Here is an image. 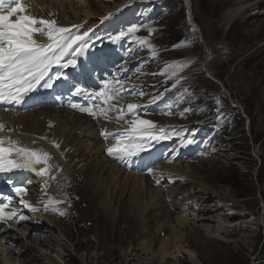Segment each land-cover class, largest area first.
Wrapping results in <instances>:
<instances>
[{
  "label": "rangeland",
  "instance_id": "374dc122",
  "mask_svg": "<svg viewBox=\"0 0 264 264\" xmlns=\"http://www.w3.org/2000/svg\"><path fill=\"white\" fill-rule=\"evenodd\" d=\"M186 1L188 5L182 0H74L71 6L62 4L64 11L55 4L38 11L53 20L60 14L58 27L76 22L74 15L82 20L83 11H89V29L97 28L88 41L91 48L100 42L113 43V36L125 33L115 45L119 61L113 66L107 63L106 73L97 69L93 78L100 81L93 86L100 90L104 81L115 82L125 67L132 75L138 73L118 79L126 81L121 93H126L124 103H111L125 113L127 104L139 105L136 116L127 114L125 119L152 121L155 128L150 131L168 137L149 141L143 157L125 161L108 157L121 170H106L97 180V198L92 197L93 186L81 197L76 187L71 194L64 190L62 203H45L68 214L62 222L53 217L55 228L49 234L56 241L53 245L63 248L66 264H158L150 262L144 244H150L154 254L166 237L173 239L170 225L179 214L164 193L170 178H185L206 191L194 192L206 194L204 202L192 210L196 217L213 221L219 215L224 221L222 234L214 237L192 223L180 231L196 255V264H264V0ZM128 3L131 6L125 9ZM120 8V14L107 17ZM113 23L117 31H103V35L112 32L111 36L94 43L101 35L98 30ZM133 27L137 30L129 32ZM92 50L90 64L95 57ZM153 98L157 99L152 102ZM96 114L95 118L90 115L89 122H119L117 111L107 113L111 120ZM207 124L214 126L213 131L201 130ZM103 141L106 149L116 143L112 137L100 141L101 145ZM62 158L69 164V157ZM186 166V176H177ZM126 173L143 177V187L133 188ZM66 179L70 182L72 176ZM82 185L86 187L85 181ZM158 186L163 190L159 206L145 211L150 188ZM22 199L33 206L43 200L34 190L23 193ZM91 202L95 207L85 208ZM218 204L220 208H215ZM163 264L193 263L181 256L177 262L168 259Z\"/></svg>",
  "mask_w": 264,
  "mask_h": 264
},
{
  "label": "bare ground",
  "instance_id": "6f19581e",
  "mask_svg": "<svg viewBox=\"0 0 264 264\" xmlns=\"http://www.w3.org/2000/svg\"><path fill=\"white\" fill-rule=\"evenodd\" d=\"M182 1L184 4L188 5L186 0ZM64 2L71 6L74 0H47V2H44L43 0H35L30 5L37 4L40 5V9L45 10L52 4H55L64 11L65 9L62 5ZM187 8L188 7H186V9ZM26 10L31 16L32 14L38 15L37 7H30L29 5H26ZM106 10L108 9H104V11ZM82 14V20L78 15H74L76 22L72 23L76 24L87 21V19L91 17V13L89 11H83ZM57 18L61 19V16L57 15ZM57 22L60 23L62 20ZM65 26H69V23L65 22ZM96 48L99 52H106L108 50V46L105 44H98ZM55 71H57V69L54 68L52 74H54ZM59 71L67 77L72 75L71 70L59 69ZM55 86L56 84L54 82V87ZM54 87L51 89H54ZM93 91L95 90L93 89ZM86 93L87 95L84 94L82 97H84L85 100L92 101V104L86 106V108L89 107V109H92L93 112H96L97 109L100 110L101 107H98V105L96 109L93 108V102L95 99L88 95V93H92V91L86 90ZM44 96L46 97V95ZM45 97H41V99H45ZM41 99L34 103L31 101L32 107L35 108L40 106L44 102ZM47 102L50 103V100ZM67 102L68 101H66V103ZM72 103L78 104L75 101ZM81 107L83 106L78 104L75 110H79ZM69 124H72V126L66 133V128L69 127ZM105 124V129H97L95 120H93V122H89L85 114H81L80 117L71 116V113H64L62 109H44L34 111L32 113L26 112L19 114V116L12 118L10 123L6 124L4 129L0 131V138H4V145L6 147L8 146L10 138L11 140L17 142L15 145L16 147H25L38 152H46L49 154L51 159L48 160L46 164L42 162L35 165V170L15 169L13 171L0 172V181H3L7 186L10 184V181H15L17 186L27 184V186L31 189H37L38 197L46 202L49 198L55 201H61L62 198H64L63 192L65 189L71 194L74 193L72 192V188L76 187L81 192L79 193L81 197L82 194L87 195V190L93 186L95 193L92 197H94V199L97 198V185L100 184L97 180L106 170H121L116 164H112L106 160V156L108 155L106 148L100 144V140L98 138H102L100 133L103 130H106L108 133L118 134L122 131V128L119 127L120 123L116 125L109 123ZM98 125H101V123L99 122ZM10 127L12 128L11 131H9ZM57 136H60L61 140H55ZM41 137H46V139H41ZM103 138L105 139L104 136ZM33 141H35V143H33ZM53 142L59 144L60 147H54ZM93 155L97 158V161L92 158ZM14 156L15 153L12 154V157ZM63 156L69 157V164L62 158ZM48 163L55 168L53 177H55L56 182L52 185L49 184L48 187L45 188L43 183L41 184V181L45 177L48 178L49 175L48 173L40 175L37 173V170L40 167L48 168ZM167 171L171 174L174 172L173 168H169ZM188 171V166H186L184 173L181 171V174L176 175L179 177H182L183 175L186 176ZM73 174H76V177ZM68 176H72L70 182L66 179ZM126 176L128 181H132V187L136 190L139 187H143V177L129 173H126ZM184 179L170 178L168 181L166 180L167 187H165L166 190L164 191L165 196L166 198L169 197V199H171L178 207L179 215L175 217L174 226L170 225V234L173 239L170 240L169 237H166V240L164 239V241H162V245L156 253H150V244H146L145 242L144 251L147 255L151 256L150 262L156 260L158 264H163L168 259L177 262L181 256H185L190 262L196 264V255L191 249H189L188 243L186 242V236H184L185 234L181 233V230L188 224L192 223L193 225L200 227L209 237L217 236L222 232V226L224 225L222 217L218 215L213 221H211L206 216L196 217L192 212V210L198 207L201 202H204V197L206 195L201 194L196 196L197 193L194 192L196 190H202V192L206 193V191L202 188L194 187V185ZM83 180L86 183V187H83L82 185V182H84ZM99 188H101V186H99ZM5 193L8 198L11 200L13 199L15 202L16 207L13 209H16L17 212L16 216L12 219L13 223L9 225L7 230H1L2 224H0V264H66L64 261L65 252L62 250L63 248L58 250V247L56 248L53 245L56 241H54V239L49 235L51 234L49 229L50 227L48 226L49 228H47V232H44V228L40 226L41 224L33 226L30 222L27 223V208L20 203L21 195H17L15 192H12L9 187L6 188ZM149 193L150 196L148 197V204L144 205L145 211L148 207L155 208L156 206H159L158 202L163 190H161L158 186L150 188ZM186 202L187 204L185 205ZM193 202L198 203L191 206L190 203ZM40 203L42 204L44 211L53 214L57 220L62 222L67 219L68 214L64 210L59 208H48L46 211L45 202ZM91 204L92 206L87 204L85 208H94L95 205H93V202H91ZM216 207L220 208V205L218 204L215 208ZM61 212L63 215L60 214ZM20 215L25 216L26 219L20 220ZM45 221L50 223L51 227H54L51 220L45 219ZM165 223H168V221L166 220L164 224ZM64 237L67 240L66 236Z\"/></svg>",
  "mask_w": 264,
  "mask_h": 264
},
{
  "label": "snow or ice",
  "instance_id": "6c2138e0",
  "mask_svg": "<svg viewBox=\"0 0 264 264\" xmlns=\"http://www.w3.org/2000/svg\"><path fill=\"white\" fill-rule=\"evenodd\" d=\"M20 13L19 15H16ZM15 15V19H11ZM107 19V17L105 18ZM79 28V26H73ZM136 28H130L129 32L136 31ZM93 29H89L82 35L73 33L69 28L58 27L54 20H46L36 18L27 13L26 5L21 0H0V103H16L19 104L25 96L37 90L38 87L53 88L55 81L67 80L59 69H67L69 67L77 68L78 60L65 59L66 55L81 54L83 49L87 47L84 43L85 38L89 36ZM36 34L45 36L47 43H38L34 38ZM151 34V31H150ZM125 33L112 37L115 43L121 39ZM141 43H147L142 40ZM149 47H152L149 45ZM155 54V53H153ZM169 68L175 65H169ZM57 69L54 74L53 69ZM139 71V69H137ZM163 74V72L161 73ZM175 75V72H173ZM178 82V81H177ZM119 85V87H116ZM73 95H80L86 90L78 84L74 85ZM123 90V84L116 80L104 81V87L96 90L94 93H88L93 99L100 100L103 105L102 114L107 118L109 111H117L115 117L117 121L124 120L129 126L118 134L108 133L106 130L101 131V135L106 139L111 136L116 143L106 149L107 154L115 159L125 161L127 158L138 157L142 153L148 151V142L151 140L159 141L167 139L164 135H154L150 130L155 128L152 121L134 118L130 122L125 119L127 114L134 117L139 108L137 104H127V113L122 107L111 103L114 99L118 100ZM134 94V93H133ZM141 95H143L141 93ZM157 98H153L155 101ZM72 107H76L72 105ZM81 112H87L95 118V113L85 107L79 109ZM185 112L188 109L184 110ZM4 124L0 123V131L4 129ZM11 131V129H9ZM46 139V137H41ZM192 140H187L191 144ZM35 143V141H33ZM16 141L9 138L8 146L4 145V138H0V172L12 171L13 169L35 170V165L47 163L51 159L48 153L38 152L36 150L25 147H16ZM53 146L59 148V144L53 142ZM15 156L12 157V154ZM12 157V158H9ZM47 169L41 168L39 174H46ZM152 169H149V173ZM55 179V177H52ZM11 183V181H10ZM14 191L17 195L26 192L23 187H15ZM63 201H55L49 198V204H58ZM10 203V201H9ZM20 203L35 210L30 204L23 199ZM8 203L0 201V221L5 219H13L16 216V209L6 212ZM48 204L45 205L47 211ZM63 215V213H60ZM20 220L26 219L20 215Z\"/></svg>",
  "mask_w": 264,
  "mask_h": 264
},
{
  "label": "trees",
  "instance_id": "16d2710c",
  "mask_svg": "<svg viewBox=\"0 0 264 264\" xmlns=\"http://www.w3.org/2000/svg\"><path fill=\"white\" fill-rule=\"evenodd\" d=\"M208 123H211V122H208ZM210 127H214L213 125H210V124H207V125H204V128L206 129V130H209V129H211ZM240 127H238L237 129H239Z\"/></svg>",
  "mask_w": 264,
  "mask_h": 264
}]
</instances>
